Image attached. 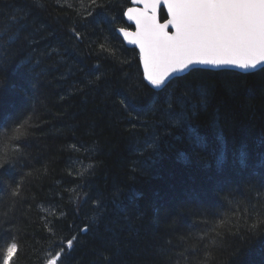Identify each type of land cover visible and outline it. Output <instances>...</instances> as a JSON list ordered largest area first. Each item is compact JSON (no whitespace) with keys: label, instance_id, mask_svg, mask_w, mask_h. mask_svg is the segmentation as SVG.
I'll return each instance as SVG.
<instances>
[{"label":"trees","instance_id":"16d2710c","mask_svg":"<svg viewBox=\"0 0 264 264\" xmlns=\"http://www.w3.org/2000/svg\"><path fill=\"white\" fill-rule=\"evenodd\" d=\"M130 6L0 0V250L264 264V68L155 90L118 33Z\"/></svg>","mask_w":264,"mask_h":264},{"label":"snow or ice","instance_id":"6c2138e0","mask_svg":"<svg viewBox=\"0 0 264 264\" xmlns=\"http://www.w3.org/2000/svg\"><path fill=\"white\" fill-rule=\"evenodd\" d=\"M132 2L146 6L127 10L136 31H119L129 45L139 49L143 77L156 89L171 78H181L178 74L200 70L197 66L245 71L264 66V0ZM161 4L168 15L163 24L156 16ZM72 247L73 241L68 240L67 248ZM63 251L51 255L47 264H62ZM18 253L16 242L6 243L0 250V264H16Z\"/></svg>","mask_w":264,"mask_h":264},{"label":"water","instance_id":"95a60500","mask_svg":"<svg viewBox=\"0 0 264 264\" xmlns=\"http://www.w3.org/2000/svg\"><path fill=\"white\" fill-rule=\"evenodd\" d=\"M130 2H131V4L133 5V8H139V6H141V7H142L141 9H143V8L146 7V6L143 5V4H135V3L132 2V0H130ZM139 9H140V8H139ZM162 11H165L166 14H167V8H166L163 4H161V5L159 6V8H158V10H157V13H156L157 19H158L159 23H161V24L165 23V22L167 21V19H168V15H167V19H166L165 21H162V20H161V12H162ZM126 17H127V15H126ZM127 20H128V18H127ZM128 23L134 28V31H136L135 23L132 22V21H129V20H128ZM168 31L171 32L172 29L169 28ZM131 32H133V31H131ZM118 33H119V35L121 36V38L123 39V41L126 43V45H127L129 48H134V49L138 50V52H139V49H138L135 45H129V44L127 43V41L124 40V37H123L122 33L119 31V29H118ZM141 65H142V64H141ZM197 67H198L199 69L211 70V71H225V70H230V71L240 72V73H243V74H248V73L257 72V71H259V70H261V69L264 68V66H261V67H258L257 69H250V70L245 71V70L236 69V68H231V67H227V68H211V67H204V66H197ZM142 69H143V65H142ZM178 75H179L180 77H183V76H185V75H187V74H178ZM174 79H175V78H171L170 81L166 82V85H165V86H162L160 89H156V88H154L152 85H150V84L148 83L147 80H145V81L147 82V84H148L151 88H153V89L159 91V90L164 89V88H165V87H166L171 81H173Z\"/></svg>","mask_w":264,"mask_h":264},{"label":"bare ground","instance_id":"6f19581e","mask_svg":"<svg viewBox=\"0 0 264 264\" xmlns=\"http://www.w3.org/2000/svg\"><path fill=\"white\" fill-rule=\"evenodd\" d=\"M130 7L133 8V5L131 4ZM139 8L141 9L142 7L139 6ZM126 13H127V12H126ZM125 17H126V15H125ZM126 22H127V24L130 26V29H127V28H125V29L128 30V31H133V32H134V28L128 23L127 17H126Z\"/></svg>","mask_w":264,"mask_h":264},{"label":"rangeland","instance_id":"374dc122","mask_svg":"<svg viewBox=\"0 0 264 264\" xmlns=\"http://www.w3.org/2000/svg\"><path fill=\"white\" fill-rule=\"evenodd\" d=\"M126 44V43H125Z\"/></svg>","mask_w":264,"mask_h":264}]
</instances>
